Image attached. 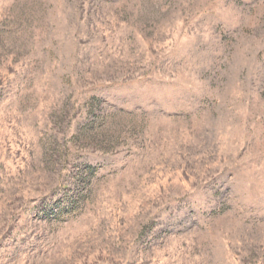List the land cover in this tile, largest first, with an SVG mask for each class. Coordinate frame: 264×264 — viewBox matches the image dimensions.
<instances>
[{"label": "rangeland", "instance_id": "obj_1", "mask_svg": "<svg viewBox=\"0 0 264 264\" xmlns=\"http://www.w3.org/2000/svg\"><path fill=\"white\" fill-rule=\"evenodd\" d=\"M0 264H264V0H0Z\"/></svg>", "mask_w": 264, "mask_h": 264}]
</instances>
